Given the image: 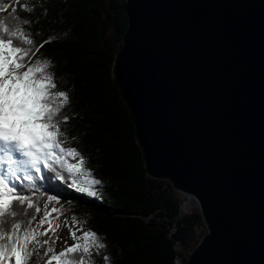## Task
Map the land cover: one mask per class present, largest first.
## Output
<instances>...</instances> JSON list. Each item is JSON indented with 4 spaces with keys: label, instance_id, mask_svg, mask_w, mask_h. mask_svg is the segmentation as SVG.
<instances>
[{
    "label": "water",
    "instance_id": "obj_1",
    "mask_svg": "<svg viewBox=\"0 0 264 264\" xmlns=\"http://www.w3.org/2000/svg\"><path fill=\"white\" fill-rule=\"evenodd\" d=\"M125 7L114 75L147 172L206 226L186 264H264V0Z\"/></svg>",
    "mask_w": 264,
    "mask_h": 264
},
{
    "label": "trees",
    "instance_id": "obj_2",
    "mask_svg": "<svg viewBox=\"0 0 264 264\" xmlns=\"http://www.w3.org/2000/svg\"><path fill=\"white\" fill-rule=\"evenodd\" d=\"M6 2L10 12L15 8L16 15L33 21L37 42L53 37L40 55L55 64L58 89L69 92L65 114L74 118L66 130L76 138L64 146L77 148L93 179L102 181L95 186L98 198L64 186L59 205L87 213L91 229L107 246V264H177L178 257L186 264L200 238L195 233L206 226L200 211L180 218L172 184L147 172L133 113L114 75L129 23L125 0H19L36 5L32 14L16 0ZM93 261L106 264L102 256Z\"/></svg>",
    "mask_w": 264,
    "mask_h": 264
},
{
    "label": "snow or ice",
    "instance_id": "obj_3",
    "mask_svg": "<svg viewBox=\"0 0 264 264\" xmlns=\"http://www.w3.org/2000/svg\"><path fill=\"white\" fill-rule=\"evenodd\" d=\"M16 2L29 14L36 10L35 4ZM9 6L0 0V13ZM40 7L46 17L47 9ZM15 12L13 8L8 17L0 16V264H28L41 247L51 254L46 264H92L94 255L107 264L101 235L84 228L75 215L65 224L73 242L58 253L52 246L51 234L62 214L55 205L63 198V187L98 198L95 186L102 181L89 179L93 173L86 169L83 154L64 146L76 138L66 130L74 118L65 114L69 92L58 89L55 64L40 55L53 37L37 42L33 21Z\"/></svg>",
    "mask_w": 264,
    "mask_h": 264
},
{
    "label": "rangeland",
    "instance_id": "obj_4",
    "mask_svg": "<svg viewBox=\"0 0 264 264\" xmlns=\"http://www.w3.org/2000/svg\"><path fill=\"white\" fill-rule=\"evenodd\" d=\"M9 13H10V11L7 9L5 12L2 13V15H6ZM84 178H85L84 176L78 177V179H80L81 181H83ZM89 179H93V177L91 176V177H89ZM95 191L97 192L96 189H95ZM177 195L179 197V201L181 204V210H180V214H179L180 218L191 215V214L195 213L196 211H200L199 207L195 204L194 201L184 203L186 198L181 193H179L178 191H177ZM45 199H46V197H45ZM40 206H41V209L43 210V200L40 201ZM55 206L61 208V213H62L57 220V223L59 224V228H57V230L51 234L52 238L55 239V243L52 246L54 247L55 251L58 253L64 247L70 245L73 242L71 239V236L69 234V229L65 226L66 223L71 224L73 215H75V217L77 218V221L83 222L84 228L91 229V225L88 223L89 221H88L87 213H85L83 211H81L80 214L75 213V212L70 211L68 209L62 208V206H60L59 203L56 204ZM40 215H42V212L40 213ZM45 227H46V225H45ZM76 227H80V225L77 224ZM205 232H206V228H204V230L198 229L197 233H195V236L198 235V238L199 237L201 238V236ZM44 238H48L47 235L45 237H42L41 239H44ZM199 239L197 240V242L199 241ZM65 242H67V243H65ZM197 242L194 244L193 248L195 247ZM50 243H51V240H50ZM49 255H51V254L50 253L46 254L45 248L41 247L38 249V251L33 253V255L30 257V259L28 261V264H46V261H47ZM188 255H189V253H188ZM186 260H187V258H186ZM180 261L183 263V260L181 258H180ZM92 264H95L93 259H92ZM177 264H179V263H177Z\"/></svg>",
    "mask_w": 264,
    "mask_h": 264
},
{
    "label": "bare ground",
    "instance_id": "obj_5",
    "mask_svg": "<svg viewBox=\"0 0 264 264\" xmlns=\"http://www.w3.org/2000/svg\"><path fill=\"white\" fill-rule=\"evenodd\" d=\"M186 198V200L184 201V203H188V202H193L194 200L188 196H184Z\"/></svg>",
    "mask_w": 264,
    "mask_h": 264
}]
</instances>
